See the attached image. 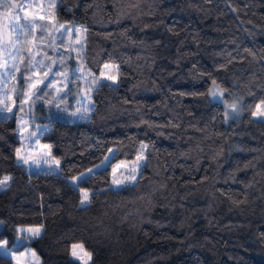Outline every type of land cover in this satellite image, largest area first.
<instances>
[{"label": "trees", "instance_id": "1", "mask_svg": "<svg viewBox=\"0 0 264 264\" xmlns=\"http://www.w3.org/2000/svg\"><path fill=\"white\" fill-rule=\"evenodd\" d=\"M56 18L80 27L85 67L117 68L91 92L88 119L52 117L39 136L59 172L16 160V116L0 115V239L40 225L28 244L41 264H264V0H58ZM216 83L241 114L225 119ZM20 106V105H19ZM136 181L113 187L100 162L136 156ZM87 194L86 205L82 196ZM0 264H13L0 253Z\"/></svg>", "mask_w": 264, "mask_h": 264}, {"label": "rangeland", "instance_id": "2", "mask_svg": "<svg viewBox=\"0 0 264 264\" xmlns=\"http://www.w3.org/2000/svg\"><path fill=\"white\" fill-rule=\"evenodd\" d=\"M57 4L58 0H0V32L3 34L0 40V65L5 62L8 65L0 67V115L16 116L20 136L16 160L29 171L50 174L59 172V160L51 154L49 145L39 140V136L51 127V118L69 122L88 119L93 89L102 82L117 83L114 64L105 63L98 74L85 67L81 29L74 23H65L56 18ZM16 16L20 17L19 23L32 26L25 34L10 32L8 26L17 23ZM17 35L19 42L13 43ZM5 72L9 74L4 75ZM209 97L223 104L226 120L241 114L239 100H224L223 91L216 83L210 85ZM259 105L261 107L254 113L264 110V104ZM254 113L253 118L264 120V116ZM144 146L146 144L142 143L134 158L115 162H112L114 148L111 147L100 162L68 180L76 185L92 172L110 166L113 187L132 184L145 160ZM141 156L143 159L138 160ZM5 177L9 179L5 181ZM10 178L9 174L0 178V181H4L0 184V190L8 186ZM82 201V205L88 203L87 194L82 196ZM1 224L0 220V227ZM36 229L40 231L42 227L17 225L15 244L8 247L6 240L0 239V253L10 256L13 264H41L39 255L28 244L35 236L33 232ZM74 245L77 247L74 248ZM87 254H90V258ZM70 256L82 264L90 263L92 258L80 242L72 243Z\"/></svg>", "mask_w": 264, "mask_h": 264}, {"label": "snow or ice", "instance_id": "3", "mask_svg": "<svg viewBox=\"0 0 264 264\" xmlns=\"http://www.w3.org/2000/svg\"><path fill=\"white\" fill-rule=\"evenodd\" d=\"M15 20L17 21V23H13L11 25L8 26L9 30L11 33H19V34H25L26 31H29L30 28L32 26H30L28 23H19L20 21V17L19 16H16L15 17ZM3 39V34L2 32H0V40ZM19 42V36L17 35V39L15 41H13V43H18ZM0 67H8L7 63L5 62L4 65H0ZM107 67V66H106ZM19 70V69H17ZM9 73L5 72L4 75H8ZM48 74L46 73L45 76H47ZM42 83V81H41ZM98 83V82H97ZM233 107V110H235V105L232 106ZM261 106L260 105H257V108H260ZM260 115V116H264V110L260 111L259 113H254V115ZM73 115H75V113H73ZM146 147V146H144ZM17 153H19V149L17 150ZM140 159H143V157H138V160ZM9 178L8 177H5V181H7ZM132 179L134 180L135 177H132ZM4 183V181H0V184ZM83 203V201H82ZM33 235H39V229H36L34 232H33ZM0 246H2V244H0ZM74 248L77 247L76 245L73 246ZM82 247V246H81ZM73 255L75 256L76 253L73 252ZM89 255V258H90V254H87Z\"/></svg>", "mask_w": 264, "mask_h": 264}]
</instances>
